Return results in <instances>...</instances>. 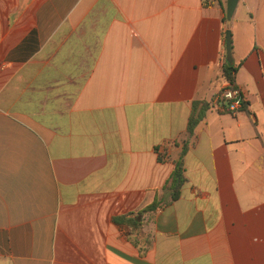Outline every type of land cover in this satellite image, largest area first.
Here are the masks:
<instances>
[{
	"label": "crops",
	"instance_id": "0c3cea01",
	"mask_svg": "<svg viewBox=\"0 0 264 264\" xmlns=\"http://www.w3.org/2000/svg\"><path fill=\"white\" fill-rule=\"evenodd\" d=\"M226 4L0 0V264H264V0Z\"/></svg>",
	"mask_w": 264,
	"mask_h": 264
},
{
	"label": "trees",
	"instance_id": "16d2710c",
	"mask_svg": "<svg viewBox=\"0 0 264 264\" xmlns=\"http://www.w3.org/2000/svg\"><path fill=\"white\" fill-rule=\"evenodd\" d=\"M226 19V16H225ZM238 70V66L234 65L233 62H228L226 59L222 65V77L229 82L230 85L235 86V74ZM222 92V90H221ZM246 101H243V107L246 108ZM210 102L206 100H193L192 111L189 117L186 133L184 138L181 140V149L178 157L174 160V168L172 170L171 176L167 183L165 184V189L171 191V200H175L180 195V189L185 182L184 176V155L187 152L191 138L194 135L195 128L197 124L203 119L209 108ZM158 205L157 201L149 204L147 207L140 209L138 211H131L127 214L115 216L114 221L116 223L128 226L130 231L135 232L141 229L143 224L144 213L153 211ZM138 243V242H136ZM151 243V240L147 238L144 241L142 250L146 249Z\"/></svg>",
	"mask_w": 264,
	"mask_h": 264
},
{
	"label": "built area",
	"instance_id": "2783aa9c",
	"mask_svg": "<svg viewBox=\"0 0 264 264\" xmlns=\"http://www.w3.org/2000/svg\"><path fill=\"white\" fill-rule=\"evenodd\" d=\"M221 95L225 101L228 103V108L230 111H235L243 103V95L238 87L228 84L222 89Z\"/></svg>",
	"mask_w": 264,
	"mask_h": 264
},
{
	"label": "water",
	"instance_id": "95a60500",
	"mask_svg": "<svg viewBox=\"0 0 264 264\" xmlns=\"http://www.w3.org/2000/svg\"><path fill=\"white\" fill-rule=\"evenodd\" d=\"M238 0H227L226 4V18L229 20L233 16ZM225 50L226 60L232 62V33L230 29L226 30L225 34Z\"/></svg>",
	"mask_w": 264,
	"mask_h": 264
}]
</instances>
